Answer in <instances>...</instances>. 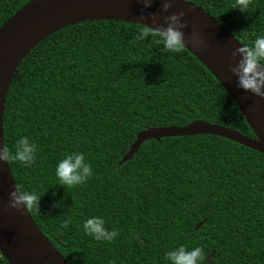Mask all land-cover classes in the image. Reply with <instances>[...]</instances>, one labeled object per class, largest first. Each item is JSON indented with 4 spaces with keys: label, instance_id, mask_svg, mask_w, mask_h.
Wrapping results in <instances>:
<instances>
[{
    "label": "trees",
    "instance_id": "obj_1",
    "mask_svg": "<svg viewBox=\"0 0 264 264\" xmlns=\"http://www.w3.org/2000/svg\"><path fill=\"white\" fill-rule=\"evenodd\" d=\"M30 1L0 0V27ZM188 2L240 44L264 35V0H250L246 12L231 9L234 0ZM140 27L71 24L17 66L2 137L10 152L20 136L36 143L31 167L7 161L14 184L41 195L38 211L28 214L69 264H166L165 252L178 245L200 246L205 259L214 252L208 264H264V154L203 135L146 141L122 161L137 134L151 128L203 121L255 139L202 62L187 49L165 52L151 37L135 40ZM72 151L85 154L93 175L63 188L55 165ZM92 215L118 230L111 243L83 233ZM64 220L69 226L60 229ZM0 264H8L1 255Z\"/></svg>",
    "mask_w": 264,
    "mask_h": 264
},
{
    "label": "water",
    "instance_id": "obj_2",
    "mask_svg": "<svg viewBox=\"0 0 264 264\" xmlns=\"http://www.w3.org/2000/svg\"><path fill=\"white\" fill-rule=\"evenodd\" d=\"M163 2L171 5L167 12L160 11ZM142 8V3L137 0H32L5 21L0 27V147L4 146L3 108L10 81L20 61L43 38L83 21L121 20L151 26L148 14H155L157 24H163L164 16L183 11V20L187 23L184 30L188 41L186 49L204 64L225 90L255 139L203 121L185 127L151 128L137 134L122 161L131 160L146 141L203 135L223 138L264 154V99L236 87V78L229 71V64L234 65L239 59L232 56L239 46L234 36L204 10L190 2L184 3V0H151L143 13ZM13 185L7 161H0L1 257L8 264H69L45 238L27 211L6 207ZM200 226L198 224L195 229ZM213 255L214 252L209 254L204 264H208Z\"/></svg>",
    "mask_w": 264,
    "mask_h": 264
},
{
    "label": "clouds",
    "instance_id": "obj_3",
    "mask_svg": "<svg viewBox=\"0 0 264 264\" xmlns=\"http://www.w3.org/2000/svg\"><path fill=\"white\" fill-rule=\"evenodd\" d=\"M137 2L142 3L143 8H148L151 4V0ZM184 3H188V0H184ZM249 4L250 0H234L231 9L246 12ZM170 6L169 2H163L160 11L167 12ZM183 17L184 12L178 11L164 16L163 24H157V16L148 14L151 26L136 22L141 27L134 39L144 41L151 37L165 52L179 54L187 48L188 43L184 33L187 23ZM140 19L143 20L144 16L141 15ZM232 56L239 57L234 65L229 64V71L236 78V87L264 99V35L256 36L251 43H239ZM36 152L35 141L30 140L28 136H20L15 141L13 151L10 152L4 146L0 147V161L14 160L24 167H31L35 163ZM54 174L59 186L71 188L84 184L93 175V169L83 152L72 151L57 161ZM40 196L36 191L22 190L15 184L13 191L8 194L6 207L38 211ZM52 206H59V202ZM69 223V220H64L59 226L60 229H67ZM81 226L83 233L97 242L111 243L119 234L117 229L106 226L103 216L92 215L84 219ZM131 238L137 239L136 234L132 233ZM204 259V252L200 246L186 248L184 245H178L164 254L166 264H202Z\"/></svg>",
    "mask_w": 264,
    "mask_h": 264
},
{
    "label": "bare ground",
    "instance_id": "obj_4",
    "mask_svg": "<svg viewBox=\"0 0 264 264\" xmlns=\"http://www.w3.org/2000/svg\"><path fill=\"white\" fill-rule=\"evenodd\" d=\"M50 30H48L47 32H49ZM47 32H45V34L47 33ZM40 37H38V38H36V40H38Z\"/></svg>",
    "mask_w": 264,
    "mask_h": 264
}]
</instances>
